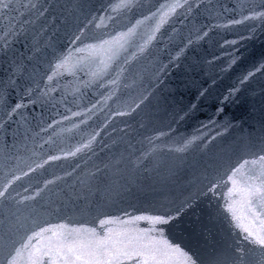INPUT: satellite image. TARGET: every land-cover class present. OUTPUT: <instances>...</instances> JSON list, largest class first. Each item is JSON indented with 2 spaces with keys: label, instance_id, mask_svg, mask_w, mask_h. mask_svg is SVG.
<instances>
[{
  "label": "water",
  "instance_id": "obj_1",
  "mask_svg": "<svg viewBox=\"0 0 264 264\" xmlns=\"http://www.w3.org/2000/svg\"><path fill=\"white\" fill-rule=\"evenodd\" d=\"M198 1L5 0L0 264H63L58 236L28 241L42 228L156 238L159 225L135 218L162 213Z\"/></svg>",
  "mask_w": 264,
  "mask_h": 264
},
{
  "label": "snow or ice",
  "instance_id": "obj_2",
  "mask_svg": "<svg viewBox=\"0 0 264 264\" xmlns=\"http://www.w3.org/2000/svg\"><path fill=\"white\" fill-rule=\"evenodd\" d=\"M9 7L5 0H0V8L6 9ZM257 15L264 16V13ZM239 23V21H237ZM79 39V37H77ZM108 43V42H105ZM59 67V65H58ZM51 79V77L49 78ZM22 105L17 104L16 109ZM79 151V149H78ZM58 157H52L57 159ZM42 166V165H38ZM259 167V171H253L254 168ZM248 169L245 173L243 170ZM239 178L236 179V178ZM228 180L232 182L234 189L241 196L242 200L247 205L248 211L255 217H264V150L252 159H244L234 167L232 175L228 176ZM7 189L0 191V198L5 196ZM233 189H229L231 193ZM136 220L147 219L154 225H166L173 217H136ZM101 225L111 223V221L102 220ZM59 228L63 229L64 225H59ZM80 229H69L67 234L58 233L52 228H42L40 232L34 234V236L28 237V241L40 237L45 232H51L53 236H58L59 239L56 243V255L63 260V264H123L124 259H133L135 256L144 255L147 251L150 254L152 264H172V253L184 257L185 264H196L192 257L188 256L179 246H174L169 243L168 240H156L154 237H128L126 235L121 237H112L108 234L98 236L95 229H92L93 238L82 239L73 236V233H79ZM109 232L111 230H108ZM162 231V230H161ZM246 239H250L251 243L258 245L260 248H264V236L255 235L251 231H247ZM143 239H147V244H142L137 247V243ZM137 242V243H134ZM25 248L28 244L24 245ZM19 252V250H17ZM237 251H240L239 249ZM47 255V253H45ZM9 264H16L15 259L9 261ZM143 264H149V257H145ZM211 264H224L219 258H216ZM227 264H244V256L238 255L227 261Z\"/></svg>",
  "mask_w": 264,
  "mask_h": 264
}]
</instances>
